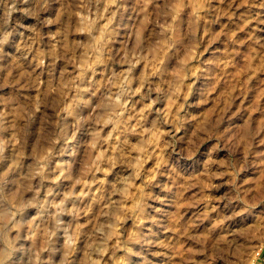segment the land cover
Masks as SVG:
<instances>
[{"label":"clouds","instance_id":"1","mask_svg":"<svg viewBox=\"0 0 264 264\" xmlns=\"http://www.w3.org/2000/svg\"><path fill=\"white\" fill-rule=\"evenodd\" d=\"M218 28L264 72V0H0V264H259L264 124L202 109Z\"/></svg>","mask_w":264,"mask_h":264},{"label":"rangeland","instance_id":"2","mask_svg":"<svg viewBox=\"0 0 264 264\" xmlns=\"http://www.w3.org/2000/svg\"><path fill=\"white\" fill-rule=\"evenodd\" d=\"M225 3L230 4L231 0H225ZM222 19L226 21L227 17ZM224 31L218 28L206 38L203 46L205 61L215 69L210 90L202 105L204 116L209 120H219L224 112H230L236 118L241 111H247L246 119L251 118L260 126L264 124V72L251 76L245 66L247 54H240L241 45L229 46L230 37ZM241 37L246 39L243 33ZM217 55L222 59L213 63V58ZM260 263L264 264V252L260 253Z\"/></svg>","mask_w":264,"mask_h":264},{"label":"crops","instance_id":"3","mask_svg":"<svg viewBox=\"0 0 264 264\" xmlns=\"http://www.w3.org/2000/svg\"><path fill=\"white\" fill-rule=\"evenodd\" d=\"M260 264H262V263H260Z\"/></svg>","mask_w":264,"mask_h":264}]
</instances>
